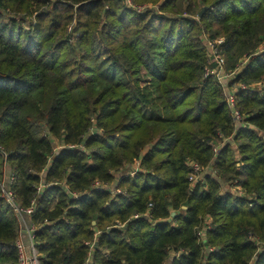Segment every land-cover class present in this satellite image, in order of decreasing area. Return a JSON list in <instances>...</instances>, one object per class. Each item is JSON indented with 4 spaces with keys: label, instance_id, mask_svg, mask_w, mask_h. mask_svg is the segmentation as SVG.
I'll return each mask as SVG.
<instances>
[{
    "label": "trees",
    "instance_id": "obj_1",
    "mask_svg": "<svg viewBox=\"0 0 264 264\" xmlns=\"http://www.w3.org/2000/svg\"><path fill=\"white\" fill-rule=\"evenodd\" d=\"M141 1L0 0V191L36 199L40 264H264V0ZM19 231L0 198V264Z\"/></svg>",
    "mask_w": 264,
    "mask_h": 264
},
{
    "label": "built area",
    "instance_id": "obj_2",
    "mask_svg": "<svg viewBox=\"0 0 264 264\" xmlns=\"http://www.w3.org/2000/svg\"><path fill=\"white\" fill-rule=\"evenodd\" d=\"M127 3L132 6L131 0H127ZM139 10H144L141 6H138ZM222 39L215 40L204 38V44L206 46L209 56V66L206 68L205 77L214 76L216 80L223 86L229 107L232 109L236 123L242 122L243 118L240 115L237 108V101L234 92L225 88V83L228 82L232 73L227 70V61L225 56L221 52L220 42ZM245 86H241L240 89H244ZM217 151V148H216ZM6 156V154H5ZM194 174L191 176V180L195 182L201 178V167L197 163L192 164ZM15 182L14 177L6 176L5 180L1 183L0 198H4L8 204H10L20 222L19 236L16 241L18 250V263L17 264H40V252L38 249V243L36 240V226L30 221L31 215L34 212V204L36 199L33 200V205L30 207H21L16 202L15 192L12 190V186ZM99 185V184H98ZM44 184L38 186V191L41 192L44 189ZM118 193H122L118 190ZM26 224L25 232L26 239L22 236V226Z\"/></svg>",
    "mask_w": 264,
    "mask_h": 264
},
{
    "label": "rangeland",
    "instance_id": "obj_3",
    "mask_svg": "<svg viewBox=\"0 0 264 264\" xmlns=\"http://www.w3.org/2000/svg\"><path fill=\"white\" fill-rule=\"evenodd\" d=\"M51 1H53V0H51ZM160 2V1H159ZM163 2V1H162ZM48 5V4H47ZM137 5H139V6H141L142 8H144V9H146V8H155L156 10H158L159 9V7H160V5H161V2L160 3H156L155 4V2H153V1H150V0H148V1H141V2H137ZM165 14H167V16H169V17H178V16H187V17H189V15L185 12V11H183V12H175V11H167V13H165ZM8 15H10L13 19H16L17 20V22L18 23H20V25L21 26H23L24 28H26V29H29L30 28V23L31 22H35V24H36V21H35V16L34 15H30V14H28L27 12H17V11H13V12H11L10 14H8ZM198 17V16H197ZM69 31H68V34H71V33H73L72 32V30H73V28L72 27H69V29H68ZM219 40V39H218ZM223 40V39H222ZM222 42L223 41H221L220 42V44H222ZM228 66V65H227ZM227 70L230 72V73H232V75L230 76V78H229V80H228V82H226L225 83V88H227L228 90H231V89H233L234 91H237V85H232L231 84V82H232V80H233V78H234V74H235V72H231L229 69H228V67H227ZM232 85V86H231ZM256 86V87H255ZM254 86V88H256V89H259V90H261L262 89V87L261 86H258V85H255ZM241 87V86H240ZM239 87V88H240ZM62 147H59V148H57V150H59V149H61ZM4 164H5V166H6V161L4 160ZM41 175H42V177H43V173H41ZM226 188H228V187H226ZM225 189V188H224ZM225 190H227V189H225ZM233 192H237V190L236 189H233ZM171 263V261H169L167 264H170Z\"/></svg>",
    "mask_w": 264,
    "mask_h": 264
},
{
    "label": "crops",
    "instance_id": "obj_4",
    "mask_svg": "<svg viewBox=\"0 0 264 264\" xmlns=\"http://www.w3.org/2000/svg\"><path fill=\"white\" fill-rule=\"evenodd\" d=\"M231 92H234V90L231 89ZM25 227H26V224H24V225L22 226V231H21V232H22V236H23L24 239H26Z\"/></svg>",
    "mask_w": 264,
    "mask_h": 264
},
{
    "label": "water",
    "instance_id": "obj_5",
    "mask_svg": "<svg viewBox=\"0 0 264 264\" xmlns=\"http://www.w3.org/2000/svg\"><path fill=\"white\" fill-rule=\"evenodd\" d=\"M204 11H205V8H203V9L200 11L199 17L202 16V14H203ZM173 215H175V213H173ZM96 245H97V242H96Z\"/></svg>",
    "mask_w": 264,
    "mask_h": 264
}]
</instances>
